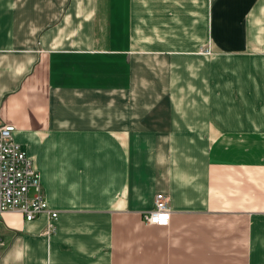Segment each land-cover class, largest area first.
<instances>
[{"label": "crops", "instance_id": "1", "mask_svg": "<svg viewBox=\"0 0 264 264\" xmlns=\"http://www.w3.org/2000/svg\"><path fill=\"white\" fill-rule=\"evenodd\" d=\"M0 120L57 213L0 264H264V0H0Z\"/></svg>", "mask_w": 264, "mask_h": 264}, {"label": "built area", "instance_id": "2", "mask_svg": "<svg viewBox=\"0 0 264 264\" xmlns=\"http://www.w3.org/2000/svg\"><path fill=\"white\" fill-rule=\"evenodd\" d=\"M14 126L0 120V221L6 210L21 212L31 220L41 212L48 215L45 234L54 231L56 211L45 201L39 174L31 159L19 143L13 140ZM170 218L168 196L158 192L154 196V207L143 213V219L150 224L166 226Z\"/></svg>", "mask_w": 264, "mask_h": 264}]
</instances>
